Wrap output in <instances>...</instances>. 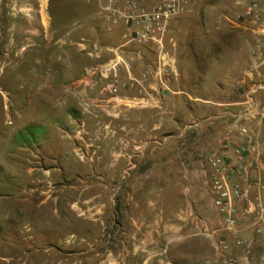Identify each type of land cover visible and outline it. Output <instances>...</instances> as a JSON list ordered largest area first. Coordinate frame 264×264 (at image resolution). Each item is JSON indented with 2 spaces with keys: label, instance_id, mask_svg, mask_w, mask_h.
I'll return each instance as SVG.
<instances>
[{
  "label": "rangeland",
  "instance_id": "374dc122",
  "mask_svg": "<svg viewBox=\"0 0 264 264\" xmlns=\"http://www.w3.org/2000/svg\"><path fill=\"white\" fill-rule=\"evenodd\" d=\"M249 1L174 19L173 71L155 80L150 47L131 75H101L121 28L95 26L97 0H0V264H230L207 159L259 82L243 79L252 41L232 22ZM262 147L247 181L264 179Z\"/></svg>",
  "mask_w": 264,
  "mask_h": 264
},
{
  "label": "built area",
  "instance_id": "2783aa9c",
  "mask_svg": "<svg viewBox=\"0 0 264 264\" xmlns=\"http://www.w3.org/2000/svg\"><path fill=\"white\" fill-rule=\"evenodd\" d=\"M197 0H97L96 17L108 31L121 28L120 42L107 47L112 56L101 75L108 77L122 65L130 74L135 63L144 64L145 48H154L157 68L152 72L159 80L162 70L173 71V58L164 51V40L170 24L179 15L189 11ZM251 37V63L244 79L259 80L247 90L245 99L236 111H230L231 120L215 150L207 159L209 192L226 230L233 234L236 245L244 240L238 234L240 216L246 219L245 229L253 236L264 233V179L257 175L247 181L252 160L262 153L264 143V101L255 95L264 89V0L244 3L241 13L232 20ZM116 75V73H114ZM146 74L143 73V77ZM132 77V76H130ZM140 92L145 91L144 80L139 82ZM158 86V85H157ZM152 94L163 96L162 87L154 85ZM237 178L244 180L243 183ZM220 247H227L224 238L218 239Z\"/></svg>",
  "mask_w": 264,
  "mask_h": 264
},
{
  "label": "crops",
  "instance_id": "0c3cea01",
  "mask_svg": "<svg viewBox=\"0 0 264 264\" xmlns=\"http://www.w3.org/2000/svg\"><path fill=\"white\" fill-rule=\"evenodd\" d=\"M96 12H97V8L91 18L97 19L95 22V26L97 27L96 24H100L99 22L100 20L96 17ZM248 59H249V62H251L250 53L248 55ZM243 79H244V76H243ZM258 92L259 90L257 91L255 97L259 102H263L264 98H261V97H264V93H258ZM259 159H261V155L254 161H259ZM243 237H244L243 238L244 244L237 245V246L234 245L232 248L228 249L225 252L226 253L225 257L228 259V263L230 264H256L257 262H259L260 264H264V248L256 247L257 245H259L260 242L264 244V233L260 237H255L249 231H247L243 234ZM197 250L202 251V253L206 255L207 257H210V255L211 256L215 255L213 251L209 250V248L207 249V246L203 247V245L200 246L198 244L197 245L192 244V246H190V248H188L186 252L188 253L195 252ZM190 254L191 253H189L188 255ZM216 261L217 262L214 264H221L220 263L221 261H219V259H217Z\"/></svg>",
  "mask_w": 264,
  "mask_h": 264
}]
</instances>
